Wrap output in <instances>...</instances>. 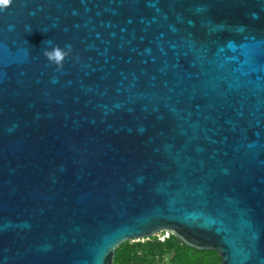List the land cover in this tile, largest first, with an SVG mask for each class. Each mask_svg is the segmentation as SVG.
Segmentation results:
<instances>
[{"label":"water","instance_id":"1","mask_svg":"<svg viewBox=\"0 0 264 264\" xmlns=\"http://www.w3.org/2000/svg\"><path fill=\"white\" fill-rule=\"evenodd\" d=\"M159 233L264 264V0H12L0 264H113Z\"/></svg>","mask_w":264,"mask_h":264},{"label":"trees","instance_id":"2","mask_svg":"<svg viewBox=\"0 0 264 264\" xmlns=\"http://www.w3.org/2000/svg\"><path fill=\"white\" fill-rule=\"evenodd\" d=\"M165 233L143 241L122 243L115 252L113 264H220L213 250H196L175 236Z\"/></svg>","mask_w":264,"mask_h":264},{"label":"clouds","instance_id":"3","mask_svg":"<svg viewBox=\"0 0 264 264\" xmlns=\"http://www.w3.org/2000/svg\"><path fill=\"white\" fill-rule=\"evenodd\" d=\"M12 3V0H0V11L6 10ZM29 32H31L29 30ZM71 45H65L64 48L54 45L51 49H44L42 55L47 59L50 64L56 66V70L59 71L63 67L65 59L71 54Z\"/></svg>","mask_w":264,"mask_h":264},{"label":"built area","instance_id":"4","mask_svg":"<svg viewBox=\"0 0 264 264\" xmlns=\"http://www.w3.org/2000/svg\"><path fill=\"white\" fill-rule=\"evenodd\" d=\"M159 234H160V233H159ZM167 236H168V234L166 233V236H165V235H162V237H159V239H160L161 241H163L164 238L167 237Z\"/></svg>","mask_w":264,"mask_h":264},{"label":"rangeland","instance_id":"5","mask_svg":"<svg viewBox=\"0 0 264 264\" xmlns=\"http://www.w3.org/2000/svg\"><path fill=\"white\" fill-rule=\"evenodd\" d=\"M165 236H166V233H165ZM162 237V236H161Z\"/></svg>","mask_w":264,"mask_h":264}]
</instances>
